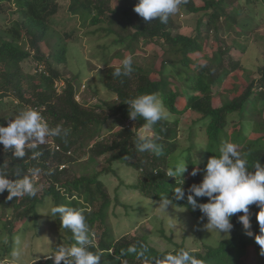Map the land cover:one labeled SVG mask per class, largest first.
Wrapping results in <instances>:
<instances>
[{"label":"trees","instance_id":"1","mask_svg":"<svg viewBox=\"0 0 264 264\" xmlns=\"http://www.w3.org/2000/svg\"><path fill=\"white\" fill-rule=\"evenodd\" d=\"M138 2H69L67 10L71 15L78 16L84 26L96 27L94 32L100 30L113 37L112 44L120 47L103 67L104 83L113 97L97 98L96 103H88L85 99H76L81 88L80 74H67L70 42L67 38H71L74 32L62 33L52 25V18L61 10L60 0H0V14L9 16L10 20L8 24L0 25V125L7 126L19 112L32 108L42 114L51 128L60 125L69 129L67 136L47 137L46 142L36 149L26 148L23 159L16 158L13 150H5L0 144V169L8 174L9 179L23 178L29 174L30 168L41 169L39 180L35 179L38 188L35 197L25 195L8 200L7 190L0 194V213L8 217L2 222L10 237L7 246H0V260L6 251H14V238L19 232L13 228L15 222L34 215V223H37L40 206L48 203L50 208L67 206L84 211L93 234V246L89 250L101 255L99 264H122V260L124 264H152L151 258L175 254L180 249L188 250L204 264H264L257 243L255 245V241L246 235L238 221V216L243 213L232 217L234 227L230 236L225 237L222 233L218 243H205L203 251L181 244H176L174 250H160L152 245L147 235L127 233L117 237L107 222L112 197L101 175L114 173L115 164L126 165L135 171V182L127 186L141 196L154 200L165 196L173 205L186 208L194 218L202 220L199 209L192 210L186 199L175 200L174 188L182 181L167 176L179 159L175 154L182 148L180 132L185 114L196 115L191 125L184 122L188 125L189 144L180 153L187 162L188 171L181 177L186 195L193 184L202 182L208 159L219 156V149L225 142L237 145L250 171H255L253 166L257 161L264 165V59L249 79L238 80L244 66L233 58L229 60V67L225 66V54L230 45L224 40L218 41L221 45L211 59L197 63L191 56L204 51L203 43L211 31L215 30L214 41L220 39L221 20L228 27H239L235 30V37L245 43L248 37L244 36L249 33H244L241 28L246 24L244 19L260 17L252 29L256 35L260 34L264 30L261 28L264 0H204L203 4L187 0L181 7L188 14L209 13L207 19H198L192 34L180 32L182 23H178L174 15L167 23L158 19L150 23L144 21L134 11ZM202 23L205 30L201 28ZM140 42L160 45L165 58L158 54L141 56L138 54ZM231 46L236 44L231 42ZM241 48L245 50L246 46ZM129 55L133 57L134 71L129 76H115V69L122 67L123 59ZM27 60L43 63L44 68L35 73L25 72L23 63ZM93 63H89V67L97 68ZM170 65L178 67L179 71L174 74L167 68ZM178 80L186 86H178ZM57 81H64L61 92L55 86ZM226 81L230 82L227 85L233 86L223 89L225 97L216 105L214 87L223 86ZM151 93L162 102L167 118L146 128L143 118H130V106L126 102ZM112 118L121 124L103 135L105 125ZM142 132L158 138L156 142L162 146L161 155L138 151L137 137ZM200 132L205 138V148H200L197 143ZM36 151L42 154L33 158ZM86 156L87 161L82 162ZM99 158L106 166L100 170L91 168ZM193 167L200 169L194 177L189 175ZM116 200L120 202L118 196ZM197 200L198 203L209 202L206 197ZM249 208L252 211L258 207L251 205ZM9 210L12 213L8 214ZM54 217L58 231L65 233L60 238L63 236L66 242L75 244L71 231L61 226L59 215ZM2 241L6 242L5 239ZM61 243L59 240L57 246L60 247ZM130 246L146 248L148 258L138 259L136 254L128 252ZM254 253L258 255L256 258ZM28 264H53V260L34 258Z\"/></svg>","mask_w":264,"mask_h":264},{"label":"rangeland","instance_id":"2","mask_svg":"<svg viewBox=\"0 0 264 264\" xmlns=\"http://www.w3.org/2000/svg\"><path fill=\"white\" fill-rule=\"evenodd\" d=\"M60 2L61 10L52 18V25L57 31L62 33H65L66 31L74 32V35L71 38H67L70 41L68 45L69 71L67 74L68 76H72L74 73L80 74L79 85H81V88L78 93L80 101H84L85 99L88 103H96L98 101L97 98H112L113 93L110 92L104 83L105 76L103 67L105 62H109L113 59L114 54L120 50V47L112 44L113 37L107 36L100 30L94 32L96 27L84 26L82 20L78 16L71 15L67 10L70 0H60ZM196 2L198 4H203L204 0H196ZM181 6L179 11L176 14H173L174 19H176L178 23H182L180 32L184 34H192L197 28L198 19H207L209 13L199 12L188 14L184 7ZM259 20L260 17L254 19L248 17V19H244L243 23L246 22V24L242 25L241 28L244 29V33H249V35L244 36V38L248 37L245 43L235 37V30H238L239 27H228L227 23L224 20H221L218 32L220 39L214 41V39H216L215 30L211 31L210 35L203 43L204 51L192 54L191 56L197 63L204 62L209 58L211 59L218 51L219 44L221 45L218 41L224 40L230 45L229 51L225 54V66L229 67L228 64L230 58L240 60L244 68L242 75L238 80L249 79L253 75L257 65L264 59V39L262 38L264 30H262V32L260 31V34L258 32V35L252 30L253 25L257 24L256 22ZM9 22V16L0 14V25H5ZM263 27L264 24L261 25V28ZM201 28L202 30L206 29L204 23H202ZM231 42L235 43L236 46H246V49L244 50L241 47L231 46ZM139 51L138 54H141V56L148 57L153 54L161 56L163 49L156 43L140 42ZM169 55L170 54H167V57ZM161 57L165 58L163 55ZM35 63L36 62L31 60L25 61L23 63L24 71L31 73L37 72L35 69ZM89 63H93L97 68L91 69ZM157 63L159 65L160 62ZM167 68L174 74L176 71H179V68L175 66L173 67L170 65ZM178 75L177 78H179ZM229 83L230 82L226 81L225 85H217L214 87L216 105L221 104L225 97L223 95L224 92H222L223 89H225V87L230 88L233 86L227 85ZM178 84V86L181 87L186 86L185 83H182L179 80ZM243 84L245 83L243 82ZM195 117L196 115H190L189 113L182 117L184 119L182 122V130L180 132L182 148L175 154V158L178 157V160L183 159L180 156L181 150L189 144L186 128L188 126L187 124L191 125ZM120 124L121 122L117 119H110L103 129V135L108 134V132L112 130L114 131ZM201 133L202 132L198 135L197 143L200 148H205V138ZM87 159L88 156L84 157L82 162L87 161ZM105 166L106 164L103 162V159L99 158L91 165V168L100 170ZM114 169V173L103 174L101 175V179L107 184V188L112 197V204L109 209L107 222L112 226L117 237L127 233L132 235H147L152 245L160 250H174L176 244H181L193 250L203 251L205 243L209 242L213 244L219 242L222 233L219 235V233L213 230H207L204 227L207 221L194 218L186 208L170 203L164 209L160 207L161 200H154L141 196L137 190L135 191L133 188H129L127 185L135 182L136 177V173L132 168L123 164H115ZM117 196L120 202L116 200ZM50 207L51 204L49 205L48 203L44 207L40 206L38 211L39 220H37V223H34V215L24 219V221L15 222L13 228L14 230L18 229L19 232L16 236L20 237L21 243L20 245H16L14 241L13 247L14 251L19 250L21 258L17 261L13 257L14 251H6V253L2 255L3 258L0 260V264H28L34 258H45L59 248V246H57L59 240L62 242L61 246H71L70 243L64 240L65 237L63 238V236H61L60 238V235H64L65 233H60L58 231V225L55 217L50 213ZM88 209L91 210L92 206H88ZM259 211L260 209L256 208L249 212V218L252 225L250 230L255 235L260 234L259 224L256 219V214ZM7 213L10 214L12 211L9 210ZM4 219H8L7 215L0 213L1 247H5V245L7 246V243L10 240L7 231L8 228L6 229L2 222ZM161 231H163L165 235L162 234ZM2 239H5L6 242L4 243ZM251 239L255 241L254 236L251 237ZM254 244L256 245V241ZM257 247L260 248L258 244ZM260 253L259 257L264 261V255H261ZM255 254L256 253H254V256ZM257 256L258 255H256L255 258Z\"/></svg>","mask_w":264,"mask_h":264},{"label":"clouds","instance_id":"3","mask_svg":"<svg viewBox=\"0 0 264 264\" xmlns=\"http://www.w3.org/2000/svg\"><path fill=\"white\" fill-rule=\"evenodd\" d=\"M185 3L187 0H139L134 11L146 22L150 23L154 19H158L161 23H167L169 17L176 14L180 6ZM40 66H42L41 69ZM43 68L42 63H35L36 71ZM133 71V57L129 55L123 59L122 67L115 69L114 75L129 76ZM61 82L57 81L56 85ZM56 88L58 89L57 86ZM61 90L58 91L61 92ZM78 93L76 99L80 101ZM126 103L130 106V118L133 120H137V117L143 118L146 121V128H151L157 122L167 118L162 102L155 93L141 95ZM129 123L130 121H128ZM68 133L69 129L60 125L51 128L38 110L29 108L19 112L7 126L0 125V144L5 150H13L16 158L23 159L26 148L36 149L38 145L46 142L47 137L67 136ZM157 139L142 132L138 134L136 147L140 152L148 151L159 156L162 154V146L156 142ZM219 152V156L208 159L202 182L198 185L193 184L187 195L183 188L184 181L181 179L182 174L188 171L187 162L180 159L173 165L167 172V176L182 181L179 186L174 188V198L176 201L186 199L192 210L199 209L202 214L201 219L207 220L204 225L207 230H213L219 235L223 233L225 237L230 236L234 227L231 222L232 217L237 213H243L238 216V221L243 225L246 235L254 236L256 243L260 246V254L264 255V165L257 161L253 166L255 171H250L247 160L242 158L234 143H223ZM41 154L36 151L33 153V158L39 157ZM199 171V168L193 167L189 175L194 177ZM28 172L29 174L24 175L23 178L13 180L9 179L8 174L0 169V194L7 190L8 200L25 195L35 197L38 191L35 179L39 180L38 175L41 169L30 168ZM204 197L208 198L209 202L198 203L197 198ZM171 202L165 196H161L160 207L165 209ZM251 205H256L260 209L256 214L260 229L259 235H255L250 230L252 225L249 218V206ZM50 213L52 216L59 215L61 226L71 231L75 244L70 247L60 246L46 258L52 259L53 264H61L62 261L63 264H99L101 255L89 250L93 246V234L86 222L84 211L67 206H54L50 209ZM14 239L16 245H20V237L16 236ZM128 252L136 254L138 259L148 258L146 257V248L137 249L130 246ZM13 257L17 261L20 260L19 250L14 251ZM151 259L152 264H204L202 260L185 249H180L175 254L168 253ZM122 264H124V260H122Z\"/></svg>","mask_w":264,"mask_h":264},{"label":"built area","instance_id":"4","mask_svg":"<svg viewBox=\"0 0 264 264\" xmlns=\"http://www.w3.org/2000/svg\"><path fill=\"white\" fill-rule=\"evenodd\" d=\"M42 68V66H40V69ZM39 69V68H38ZM58 87V90H61L65 85L64 82L62 81L61 83H59L58 85H56ZM37 178V177H36Z\"/></svg>","mask_w":264,"mask_h":264}]
</instances>
